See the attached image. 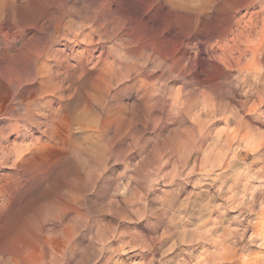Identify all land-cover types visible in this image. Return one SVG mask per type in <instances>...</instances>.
<instances>
[{"label":"clouds","instance_id":"obj_1","mask_svg":"<svg viewBox=\"0 0 264 264\" xmlns=\"http://www.w3.org/2000/svg\"><path fill=\"white\" fill-rule=\"evenodd\" d=\"M0 264H264V0H0Z\"/></svg>","mask_w":264,"mask_h":264},{"label":"rangeland","instance_id":"obj_2","mask_svg":"<svg viewBox=\"0 0 264 264\" xmlns=\"http://www.w3.org/2000/svg\"><path fill=\"white\" fill-rule=\"evenodd\" d=\"M128 255L131 257L133 262H138L140 260L139 256L133 255L132 253H129Z\"/></svg>","mask_w":264,"mask_h":264}]
</instances>
